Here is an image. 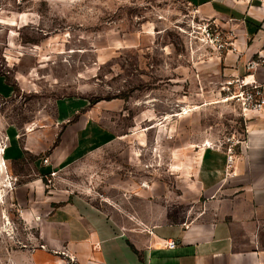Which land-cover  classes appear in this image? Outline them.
Returning <instances> with one entry per match:
<instances>
[{"label": "rangeland", "instance_id": "rangeland-1", "mask_svg": "<svg viewBox=\"0 0 264 264\" xmlns=\"http://www.w3.org/2000/svg\"><path fill=\"white\" fill-rule=\"evenodd\" d=\"M228 43L185 0H0V264H76L45 251L18 204L39 174L95 203L117 176L128 194L141 189L144 211L160 206L161 222L194 218L204 145L231 173L247 120L221 90L235 77L222 73ZM85 125L96 138L75 161L87 162L43 172Z\"/></svg>", "mask_w": 264, "mask_h": 264}, {"label": "crops", "instance_id": "crops-1", "mask_svg": "<svg viewBox=\"0 0 264 264\" xmlns=\"http://www.w3.org/2000/svg\"><path fill=\"white\" fill-rule=\"evenodd\" d=\"M185 2L229 41L219 54L223 75L241 77L248 61L261 59L252 74L264 85V7L243 0ZM246 116L231 173H224V154L202 151L204 202L194 218L161 222L160 206L144 211L141 189L128 194L127 180L117 176L104 186L101 203H95L80 189H46L39 174L16 189L18 204L29 221H38L45 251L76 264H264V108ZM94 132L87 125L79 129L72 147L63 146L62 136L43 172L85 164L75 159L90 149L86 144L96 138ZM87 133L91 136L85 139ZM66 149L71 155L81 151L69 157ZM15 153L8 157L19 158L18 147Z\"/></svg>", "mask_w": 264, "mask_h": 264}, {"label": "built area", "instance_id": "built-area-1", "mask_svg": "<svg viewBox=\"0 0 264 264\" xmlns=\"http://www.w3.org/2000/svg\"><path fill=\"white\" fill-rule=\"evenodd\" d=\"M247 3L256 2L259 6L264 7V0H243ZM204 28L205 39L210 42H217L220 38L217 34H211L207 29L206 24ZM222 48L223 45H220ZM261 59L250 60L245 65V75L241 77H233L230 80L224 82L222 91L229 93V99L232 100L235 105L238 106L241 113L246 115V113H259L264 108V85L258 83L253 77V70L262 64ZM228 162L232 164V156L228 157ZM46 163V161H44ZM175 246L174 242L171 241L167 243L168 248H173Z\"/></svg>", "mask_w": 264, "mask_h": 264}, {"label": "bare ground", "instance_id": "bare-ground-1", "mask_svg": "<svg viewBox=\"0 0 264 264\" xmlns=\"http://www.w3.org/2000/svg\"><path fill=\"white\" fill-rule=\"evenodd\" d=\"M188 111H189L188 109H187V110H186V109H184L183 113H185V114H186V113H188ZM203 148H205V149H204V150H205V153H206L207 151H210V150H209V147L207 146V144H206V145H204V147H203Z\"/></svg>", "mask_w": 264, "mask_h": 264}]
</instances>
